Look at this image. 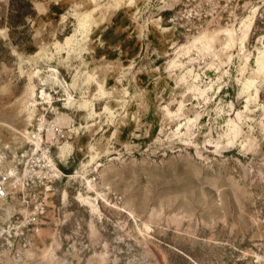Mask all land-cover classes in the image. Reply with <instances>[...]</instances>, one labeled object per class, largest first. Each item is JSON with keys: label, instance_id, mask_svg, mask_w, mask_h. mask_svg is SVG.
Masks as SVG:
<instances>
[{"label": "rangeland", "instance_id": "374dc122", "mask_svg": "<svg viewBox=\"0 0 264 264\" xmlns=\"http://www.w3.org/2000/svg\"><path fill=\"white\" fill-rule=\"evenodd\" d=\"M259 57L264 0H0V264H264Z\"/></svg>", "mask_w": 264, "mask_h": 264}, {"label": "bare ground", "instance_id": "6f19581e", "mask_svg": "<svg viewBox=\"0 0 264 264\" xmlns=\"http://www.w3.org/2000/svg\"><path fill=\"white\" fill-rule=\"evenodd\" d=\"M71 40L70 37H67L66 43H69ZM259 65L260 69L264 68V58L259 57ZM34 91H32V94ZM44 94V91H43ZM34 111L27 110L23 112L21 115H12V114H1L0 113V126L6 127L12 131L14 136L6 137L2 132H0V142L3 144L5 149H9L11 147L12 141H17L18 139H26L28 142H33L36 145V150L41 147V142L43 137L41 133L33 134L31 130H29V125L34 124ZM51 136L52 134L49 133ZM47 155L46 153H44ZM47 157V156H46ZM5 155L0 151V200H3L8 195L7 183L9 179L15 180V183L20 180V176L14 167L5 168L4 165ZM53 163V162H52ZM53 167L55 165L53 164ZM28 171L26 170V174ZM84 204L89 205V201L85 198L78 197ZM7 213L10 214V209H7ZM3 231H7L4 230ZM0 232V236L4 233ZM17 262V261H16ZM13 262H10L12 264ZM15 264V263H13Z\"/></svg>", "mask_w": 264, "mask_h": 264}, {"label": "built area", "instance_id": "2783aa9c", "mask_svg": "<svg viewBox=\"0 0 264 264\" xmlns=\"http://www.w3.org/2000/svg\"><path fill=\"white\" fill-rule=\"evenodd\" d=\"M40 148H41V147H40ZM40 148H39V149H40ZM47 166H48L50 169H52V170L54 169V167H53V163H52L51 160L48 162ZM27 171H28V173L26 174V172H25V175L28 176V177L25 178V181H26V183H27L28 185H31V184L34 183L35 181L33 180L32 175H29V173H31V170H30V171L27 170Z\"/></svg>", "mask_w": 264, "mask_h": 264}]
</instances>
